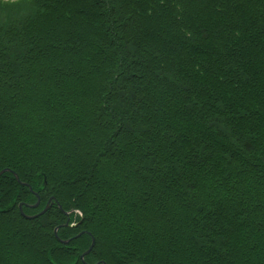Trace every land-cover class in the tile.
<instances>
[{"label": "trees", "instance_id": "obj_1", "mask_svg": "<svg viewBox=\"0 0 264 264\" xmlns=\"http://www.w3.org/2000/svg\"><path fill=\"white\" fill-rule=\"evenodd\" d=\"M3 169L0 264H264V0H0Z\"/></svg>", "mask_w": 264, "mask_h": 264}, {"label": "water", "instance_id": "obj_2", "mask_svg": "<svg viewBox=\"0 0 264 264\" xmlns=\"http://www.w3.org/2000/svg\"><path fill=\"white\" fill-rule=\"evenodd\" d=\"M9 170H7V169H4V170H2L1 172H0V175L1 174H3L4 172H8ZM13 174V173H12ZM13 176H14V178L16 179V181H18V177L15 175V174H13ZM21 184V183H20ZM22 185H24V186H26L29 190H30V187L27 185V184H22ZM31 191V190H30ZM36 198H37V195H36ZM38 204H39V200L37 199V202H36V204L33 206V208H36L37 206H38ZM48 209V205H46L45 206V208L39 213V214H37V215H34V216H26V215H24L23 214V212H22V204H19V206H18V210H19V213H20V215L23 217V218H25V219H35V218H37L38 216H40V215H42V214H44L45 212H46V210ZM67 224H68V221L66 222V224H65V226H67ZM59 229V227H57L55 230H54V235H55V237L57 236L56 235V232H57V230ZM62 244H64V245H66L67 243H68V241H60ZM93 244H94V242H93V240L91 241V244H90V246H89V248H88V250L80 257V260L81 261H83V257L85 256V255H87L89 252H90V250L92 249V247H93Z\"/></svg>", "mask_w": 264, "mask_h": 264}, {"label": "rangeland", "instance_id": "obj_3", "mask_svg": "<svg viewBox=\"0 0 264 264\" xmlns=\"http://www.w3.org/2000/svg\"><path fill=\"white\" fill-rule=\"evenodd\" d=\"M35 204H36V203H35ZM35 204L31 205L30 207L33 208V206H34ZM36 208H37V207H36ZM34 209H35V208H34ZM77 237H78V236H77ZM69 241H70V240H69ZM69 241H68V242H69ZM88 248H89V247H88ZM87 250H88V249H87ZM87 250H86V251H87ZM86 251H85V252H86ZM90 251H91V250H90ZM85 252H83L81 255H83ZM88 254H89V253H88ZM88 254H87V255H88ZM96 264H97V263H96Z\"/></svg>", "mask_w": 264, "mask_h": 264}, {"label": "bare ground", "instance_id": "obj_4", "mask_svg": "<svg viewBox=\"0 0 264 264\" xmlns=\"http://www.w3.org/2000/svg\"><path fill=\"white\" fill-rule=\"evenodd\" d=\"M3 170H4V169H3ZM7 170H9V169H7ZM1 171H2V170H1ZM1 171H0V172H1ZM8 172L11 173V174H12V173L15 174V173L12 172L11 170H9ZM4 173H7V172H4ZM4 173H3V174H4ZM3 174H1V175H3ZM1 175H0V176H1ZM15 175H16V174H15ZM16 176H17V175H16Z\"/></svg>", "mask_w": 264, "mask_h": 264}]
</instances>
